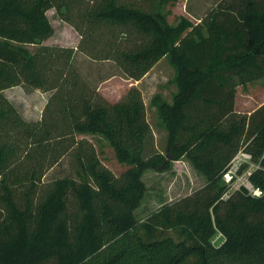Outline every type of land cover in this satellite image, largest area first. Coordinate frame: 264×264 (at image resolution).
<instances>
[{"label": "trees", "instance_id": "trees-1", "mask_svg": "<svg viewBox=\"0 0 264 264\" xmlns=\"http://www.w3.org/2000/svg\"><path fill=\"white\" fill-rule=\"evenodd\" d=\"M52 8L79 33L77 49L44 42ZM77 50L135 80L169 57L177 91L170 102L152 98L168 130L164 151L145 155L152 128L141 89L108 101L74 67ZM235 77L244 87L264 78V0H220L200 22L176 24L134 2L0 0V264H264V104L237 111ZM17 85L52 91L41 120L5 95ZM78 134L103 135L128 168L117 176ZM75 145L78 178L43 182ZM243 148L263 194L221 199L223 173ZM184 157L206 183L139 221L143 173ZM169 229L179 238L158 236Z\"/></svg>", "mask_w": 264, "mask_h": 264}, {"label": "rangeland", "instance_id": "rangeland-1", "mask_svg": "<svg viewBox=\"0 0 264 264\" xmlns=\"http://www.w3.org/2000/svg\"><path fill=\"white\" fill-rule=\"evenodd\" d=\"M119 1L134 2L135 5L147 10L161 7L164 12L168 13V21L171 24H176L180 17L184 16L182 14L197 23L220 0H176L160 5L158 0ZM47 13L54 26V34L44 42L73 46L77 49L80 40L79 33L61 19L56 9L52 8ZM73 65L90 86L110 102L122 99L132 86H138L143 93L148 120L152 128V133L146 142L145 155L154 151L165 150L168 130L162 123L157 107L152 103V98L155 94H161L164 100L170 102L177 91L175 83L176 70L168 56L161 58L140 80L126 76L116 61L112 59H94L80 50L75 53ZM235 82H239L238 77H235ZM4 93L24 118L36 121L42 119L45 105L52 91L33 90L29 92L21 85H17L5 89ZM236 101L240 108L254 109L262 103L264 104V78L248 82L246 87L237 83ZM77 136L79 139H89L94 144L103 164L109 167L117 176H121L128 168L127 164L121 163L117 159L112 145L103 135L78 134ZM80 168L78 146L75 145L57 164L48 170L43 182L49 183L63 176L78 178ZM142 180L145 184L144 197L139 207L134 211L139 221L146 220L164 205L191 194L207 181L204 173L197 169L186 157L174 161L167 170L147 169L143 173ZM162 235H172L176 239L179 238L177 231L173 229L158 234V236ZM213 240L218 246L223 238L217 234Z\"/></svg>", "mask_w": 264, "mask_h": 264}, {"label": "built area", "instance_id": "built-area-1", "mask_svg": "<svg viewBox=\"0 0 264 264\" xmlns=\"http://www.w3.org/2000/svg\"><path fill=\"white\" fill-rule=\"evenodd\" d=\"M256 167L258 165L253 162L252 153L244 148L239 150L223 173L222 179L227 187L221 199H228L234 192L241 190H246L253 196H261L263 190L250 180V175ZM219 235L223 236L222 233ZM213 243L215 244L214 240Z\"/></svg>", "mask_w": 264, "mask_h": 264}, {"label": "crops", "instance_id": "crops-1", "mask_svg": "<svg viewBox=\"0 0 264 264\" xmlns=\"http://www.w3.org/2000/svg\"><path fill=\"white\" fill-rule=\"evenodd\" d=\"M182 15H184V16H186L185 14H182ZM187 17V16H186ZM198 22H200V19L198 20ZM253 99H254V97H253ZM250 103H252V102H250ZM263 104V103H262ZM259 106H261V105H259ZM247 107V106H246ZM258 108V107H257ZM257 108H254V109H250V108H240L239 106H238V102L236 101V110L237 111H239V112H242V113H251V112H253L255 109H257Z\"/></svg>", "mask_w": 264, "mask_h": 264}]
</instances>
